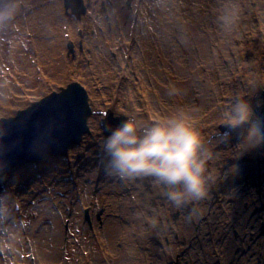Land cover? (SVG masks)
<instances>
[{"label": "rangeland", "instance_id": "374dc122", "mask_svg": "<svg viewBox=\"0 0 264 264\" xmlns=\"http://www.w3.org/2000/svg\"><path fill=\"white\" fill-rule=\"evenodd\" d=\"M24 1L12 0L16 4L22 3L19 4L21 10L15 11L12 18L7 22L0 23V33L3 34L1 40L10 48L12 36L20 30L21 26L25 29L22 31L24 37L32 38L31 30L27 28L28 17L34 10H42L38 0H31L28 5ZM60 1V13L57 16L55 14L50 25L57 32L61 28L60 24L63 20L65 22L63 27L66 29L64 33L68 31V34L73 36L75 29L72 28L70 22L75 21L76 23L84 24L89 20V16L98 19L89 28L77 30L78 40H75V42L70 40L73 45L72 51L69 49L70 42L66 43L63 50L67 65L66 72H70L69 65L71 64L75 65L76 68L85 69L88 71V78L86 79L85 75L84 77L89 83H81L78 78L76 79L77 76H74L75 73H73V76H70L65 85L56 87V89L50 87V91L46 96L50 95L52 91L59 90L60 87L66 88L70 83L79 81L88 92L89 103L93 112L108 111L107 116L112 113L114 117H137L145 122H154L174 113L178 109H183L191 113L193 116L192 123L198 127L206 141L212 135H215L217 130L224 131V128L220 127L222 112L237 96L248 99L254 107L255 114L264 119V0H187L190 3L186 4V7L176 4L177 2L174 0H165L164 2L163 0H147L145 4L143 3L144 0H123L122 9L134 10L136 3H138L142 9H148L154 19L157 16V11L165 12L164 16L169 12L174 13L173 20L170 19L174 27L172 24L167 25L169 15L161 19V22L159 24L156 23V25L155 23L153 24L149 16H146V22L149 27L147 30L151 29L153 35V45L159 48L156 72L152 71L151 73L149 69L146 71L147 67L143 68L147 77H149L148 80L144 79L143 69L142 72L140 71L141 78H138L135 70L136 62L132 60L134 56L129 59L127 65L123 63L124 69L128 66L126 74L119 72V75H112L107 79H103L102 75L96 72L99 62H93L91 48L86 45V40L90 38L97 50L102 49V42L98 44L95 38L98 31L97 26L105 28V24L102 22L105 21L107 23L111 22L113 27L112 13L113 10L117 9L115 7L116 0L96 1L93 7L96 8L95 13L91 10L92 8L89 7V4H86L83 0L86 14H82L80 19L76 17L72 10L66 9L63 0ZM6 4H9L7 0H0V7ZM233 5L239 9V19L237 23L228 26L229 29H227V26L221 22L219 17L225 9ZM120 20L124 22L125 39L128 40L131 36V30L127 28L126 20L121 17ZM133 22L135 24L138 19ZM195 24H197L198 29H195ZM226 30H229L230 33L226 34ZM113 33L115 38L118 39V44L121 45L116 31ZM38 34L40 36L39 32ZM65 35L62 37L64 42H66ZM132 37L135 41L136 39L138 40L139 35L135 33ZM200 40H204V43H199ZM163 42H170L169 51L167 49L162 50L164 52L160 51ZM211 43L217 48V53H215L217 70L214 71L216 74L214 82H211L208 77L209 64L206 65L203 62V57H200L196 52L197 46H202L206 49ZM177 45L181 47L179 63H176V53H173ZM226 45L230 47L227 62L226 49H222ZM105 51V55L110 60L106 58L109 65L113 69H118L119 64L122 62L118 61L117 64H112L111 62H115L116 54H113L114 52H111L110 49L111 53L108 50ZM134 51L141 53L139 46H135ZM43 52L47 54L46 50ZM47 55H49V64L53 66L55 62L53 55ZM124 56L126 55L124 54ZM181 61H183V68H178V72V69L174 67L179 65ZM134 62L135 64H132ZM57 74L63 76L65 74L64 67L59 68ZM103 75L105 74L103 73ZM152 80H155V82L151 83ZM226 80H229L228 86L225 84ZM105 82H110L111 85L108 86L109 83L105 85ZM128 83L130 84L128 85ZM145 83L148 85V91L142 93ZM186 87L189 88L188 91H186ZM172 89L178 91L177 94L170 96L168 93ZM210 90H213L212 94ZM126 92H130L131 96L126 97V101L121 103L119 98L123 94L126 95ZM17 97L24 101L22 95ZM44 97H40V99ZM96 101L99 102L98 105ZM26 107H16L13 113L0 115V119L15 117L18 111L25 110ZM95 116L101 118L100 125L97 128L100 136L96 141H93L96 132V129L93 128ZM107 116L96 113L89 118L90 134L84 137L79 146L72 148L66 158L45 160L36 164H28L23 168H17L10 173L6 181L0 182V193L10 192L9 188L14 189L13 195L17 196L27 209L23 215H14L12 212L10 218L5 221L7 227L0 225V264H9L10 257L5 255L8 246L14 247L15 250L17 248V245L12 240V234L14 228L19 229V225L17 226L19 222H23L21 223V229L25 226H30V223H27L28 220L36 222L40 220L46 224L47 220H44V218L56 213L60 215L62 226L58 247V252L62 254L60 255L62 259H59L60 261L55 264H67V260L64 258L74 254H78V256L74 257L70 264L78 262L84 264L83 257L86 255V257L89 255L92 264H100L101 257H99V252L96 251L97 246L94 244L90 234H88L89 222L95 225L96 229L103 227L101 233L109 264H121L117 260V250H119L117 236L111 230H106L105 228L104 216L108 211V204L104 205L103 203L97 209L95 206L97 202L94 198L100 193L99 185L101 186L108 177L100 166V161L103 157L101 151L103 138L110 135L106 130L107 125L105 124ZM237 143L238 139L234 133L230 144L227 146L221 145L217 149V151H221L219 155L214 160L209 161V166L207 167L209 195L205 200L197 204L188 205L181 210L174 208L168 201H164L168 209V219L170 220V224L166 228L168 235L162 237L160 243L154 242L157 250H160L161 255L165 258L163 264H217V262L220 264V259H222L220 249L224 250V253L228 256V261L225 264H237L239 259L245 255L249 256L254 249L264 251V245L253 235L256 232L253 233V231L245 228H241L242 232H240V225H236L232 234H229L227 229L224 231L218 230V225L220 226L223 223L215 220L218 206L217 200L220 198H224L223 205L228 207L229 212L239 209L245 212L244 216L250 214L249 219H244L243 223L255 228L258 226L259 217L257 209L261 207L264 209V145L238 158L239 150L235 149ZM209 146L214 147V144ZM229 152L232 154L231 160L224 157ZM233 159L241 161L243 164H249V170L246 173L237 172V169L241 166L232 161ZM224 164H228L226 169L235 165L236 171L229 174L226 179H216L215 174L223 175L225 172L226 169L222 173ZM74 175H77L78 180L73 184L74 187H69L67 180L74 177ZM222 175L220 177H223ZM244 177L247 178L246 181H243ZM258 178L263 197L261 202L252 205L251 202L256 203L254 201L256 196L252 187ZM239 179L240 183L236 182ZM59 185L66 186L63 192H59ZM84 186L93 194L90 200L87 197L89 192L83 188ZM150 186H152L154 194L158 196L156 184L150 178H145L141 181L140 187L142 191L149 192ZM72 189L73 191H82L85 200H87L80 208ZM257 199H260V197ZM93 200L94 202H92ZM135 200L139 203L137 198ZM62 204H67L69 208H62ZM82 206L88 208L89 220L86 219V213H84L82 220L75 221L73 224L70 223L74 214L82 210ZM150 206L151 203L147 196L142 195L139 210H148ZM34 207H37L40 211L34 212L32 210ZM208 210L210 220L203 226L202 230L197 232L199 220L202 214L205 215ZM111 214L112 217L124 221V229L135 233L134 224L138 223L132 221L135 215L131 216L125 211L120 213L117 210L111 212ZM262 214L264 215V212ZM176 216H179L178 219L175 218ZM185 222L186 224L184 225ZM190 225L192 227L191 230H189ZM41 229L43 230V226H41ZM41 229L40 226L34 229V234L37 236L34 242V250L37 252L38 248H40L38 238ZM85 230L86 232H84ZM261 232H264V229ZM70 233L72 234L70 235ZM203 233L204 235H202ZM198 234L200 235L199 237L197 236ZM8 235L12 236V239ZM22 235H26L32 240L31 236L26 232H22ZM215 238H218L219 248L215 245ZM260 238L263 237L261 236ZM8 239L13 244L7 243ZM225 240L228 241L225 242ZM18 245H23V241L18 239ZM70 250L73 251L70 253ZM136 250H145L144 244H136ZM51 251L52 248L47 247L45 254ZM31 256H35L34 252H23L17 255L16 258L20 264H32V261H30ZM234 257L237 259H233ZM157 260L158 264H160L159 259ZM259 263L264 264V255L259 257ZM35 264L50 263L49 261L43 263V261L37 260ZM250 264L255 263L252 262Z\"/></svg>", "mask_w": 264, "mask_h": 264}, {"label": "bare ground", "instance_id": "6f19581e", "mask_svg": "<svg viewBox=\"0 0 264 264\" xmlns=\"http://www.w3.org/2000/svg\"><path fill=\"white\" fill-rule=\"evenodd\" d=\"M7 1L15 6L16 12L21 10V6L19 4H22V3L19 2L16 4L15 2H12V0H7ZM30 1L31 0H25L24 2L28 5L30 4ZM38 1L41 5L42 10H34L33 13L28 17V21H27V28L31 30L32 38L28 39L24 37V35L22 34V31L25 29L24 27L21 26L20 30L15 35L12 36V39H11L12 44L10 48L2 42L1 37L3 36V34L0 33V52H1V58H2V61H0V115L13 113L16 107H19V106L21 107L32 106L37 101L41 100L40 97L42 98L47 95V93L50 91L51 84H52L53 89H56V87L65 85L68 79L70 78V76H73V73H75L74 76H77L76 79L78 78L81 81V83H86V84L89 83L88 81H86V79L88 78V71H86L85 69L76 68L75 65L71 64L69 65L70 72H66L67 65H66V59H65L63 50H64V47L66 46V43L69 41V39L67 41V35L69 32L67 31L64 33V31L66 30L63 27L65 25L64 20L61 22L60 24L61 28L58 29L59 30L58 32L57 30H55V28H52L50 26L54 19L55 14L57 16V14L60 13L59 11L61 10V1L60 0H38ZM96 1L98 0H84L86 4H89V7L92 8L91 10H93L94 13L96 12V8H93V7ZM99 1H103V0H99ZM122 1L123 0L115 1L116 2L115 7L117 9L113 10L116 12L112 19L113 27L111 25V22L107 23L105 21H102L105 24L104 34L97 31L95 35L97 43L101 44L100 42H102L103 44L102 49L97 50L96 46L95 47L93 46L94 43L91 42L90 38L86 40V45L91 48V54H92L91 56L93 57V62H99V64L97 65L96 72H98V74H101L103 79H107L109 76H112V75L114 76L119 75L120 74L119 72H123V74L124 73L126 74L128 66L125 67L124 69L123 63L127 65L129 59L132 58L133 56L134 58L132 60L136 62V69L135 68L134 69L137 71V76L139 79L141 78V72L144 67H147L146 71L149 69L151 70V73L152 71L156 72L157 65H158L157 53L159 52V48L153 45V35L151 33V29L149 31L147 30V28L149 27L146 22L147 20L146 16H149V18L152 19L153 24L155 23L156 25V23L159 24L161 22V19L169 15L167 25H170V24L173 25V22H170V19L173 20L174 18L173 12L166 13V15L164 16L165 12L157 11V16L155 20L151 12L148 11V9L147 10L142 9L141 5H138V3H136L134 10L128 11V10L122 9V5H121ZM164 1L165 0H163V2ZM166 1H169V0H166ZM174 1L177 2L176 4L180 6H185L186 4L190 3L187 0H174ZM138 2H142V1H138ZM146 2L147 0H144L143 3L145 4ZM137 6H139L140 8V12H137L136 10ZM120 17L123 18V20H126L127 23L125 24H127V28L131 30V36L127 40L126 45H122V44L119 45L117 42L118 39L115 38V35L113 33L114 31H116V27H115L113 20L114 18L118 20L120 19ZM137 19H138V22L134 24L133 21ZM96 21H98V19L94 18L92 22L87 20L84 24L76 23L75 21L70 22L72 24V28L75 29L74 31L75 33H73V36H72V41L75 42V40H78V36L76 34L77 30L82 29V28H84L85 30L86 28H89L90 26L94 25ZM121 25L123 27V31H125L124 22H122ZM194 26H195V29H198L197 24H195ZM226 28L229 29L228 26ZM38 32L40 33V36ZM116 33L118 35L117 31ZM135 33L139 35V38L138 40L136 39L134 41L132 36H134ZM229 33H230L229 30H226V34H229ZM64 35L66 38V42L62 40V37H64ZM22 37H23V41H22ZM104 37H106V41L109 40L108 47L106 46V44L104 45V39H103ZM125 37L126 36H124V38ZM227 37H229V35H227ZM203 41L204 40H200L199 43L202 44L204 43ZM120 43H122V39H120ZM135 46L136 47L139 46V49H141L140 54L134 51ZM109 49L114 52L113 54H116L115 62H111V63L117 64L118 61L122 62L119 64L118 69H113V67L109 65V62L106 60V58L108 60L109 58L107 55H105V52H106L105 50H108V52L111 53ZM164 49H167L168 51L170 50V42L168 43L163 42L162 49L160 51ZM222 49L223 50L226 49V62H227L228 56L230 54V47L226 45V47L223 46ZM45 50L47 51V54L53 55V58L55 60L53 66L49 64V61H50L48 60L49 55L44 54L43 51ZM174 52L176 53V57H177L176 63H179V58H180L179 54L181 53V47L177 45L176 48L173 50V53ZM196 52L200 57H203L202 58L203 62H205L206 65L209 64L210 71H209L208 77H209V80L211 79V82H214V80L216 79L215 77L216 74L214 71L217 70L215 66L216 65L215 53H217L216 46H213V43H211L210 46L206 49L202 46H197ZM124 54L126 56H124ZM135 62L132 64H135ZM36 65L41 66L42 71L48 76V78L51 81L50 85L43 83V81L40 79L39 74L36 72V67H35ZM63 67L65 69V74L63 76H60L57 74V70ZM174 68L182 69L183 61H181L179 65H175ZM131 69L133 68L131 67ZM178 72H179V69H178ZM103 73L105 75H103ZM10 74L17 76L20 82L22 83V85H17V87L25 88L27 93L32 97L30 104L28 101H26V99L23 98L24 96L21 93L22 89L18 90L17 88L14 87V85L12 84V82L10 81L8 77V75ZM143 76L145 80H148L149 77H147L146 72H144V69H143ZM154 82L155 80L151 81V83H154ZM104 84L105 85L108 84V86L111 85L110 82H105ZM129 84L130 83H128V85ZM225 84L228 86L229 80H226ZM142 90H143L142 93H144L145 91H148V85H146V83L144 84ZM188 90L189 88L186 87V91ZM210 91L212 94L213 90H210ZM19 95L23 96L22 99H24V101H21V99L17 97ZM128 96H131L130 92H126V95L123 94V96L119 98V101L121 103L125 102L126 97ZM96 104L98 105L99 102L96 101ZM100 122H101V118L99 116H95L93 119V128L96 129V132H95L93 141H96V139L100 136V132L97 130L98 126L100 125ZM226 154L227 155H224V157H226L227 159H230L232 157L231 152L226 153ZM232 161L236 162L238 165L241 166L239 167V169H237V172L246 173L250 168L249 164H243V162L238 161L236 159H233ZM227 166L228 164L223 165L222 173L227 168ZM227 171L228 169L225 170V172ZM77 175H74L73 182L70 179L67 180L69 187H73V184L77 182L78 180ZM220 176L221 174L220 175L215 174L216 179L223 178ZM142 180L144 179H137L135 181H126L118 177L108 176L104 180V183H102L101 186L99 185L100 193H98L97 196H94L95 201L97 202L95 204L97 209H98V206H102L103 203L104 205L108 204V211L106 212L104 216V222L106 223L105 228L106 230H111L117 236L116 238L118 241L117 245L119 247V250H117L118 252L117 260L121 264H158L157 259H159L160 264H163L165 260V258L161 255L160 250H157L156 246L154 245V242L160 243V240L162 239V237L168 235L166 228L170 224V220L168 219V209L164 202L168 200L163 194V189L160 188L158 185H156L158 189V196L154 194L152 190V186L149 187V192L142 191L140 187ZM246 180L247 178L244 177L243 181H246ZM236 182L240 183V179L237 180ZM259 184L260 182L258 178L257 182L252 187V190L254 191V194L256 196V199L254 201H256L257 204L258 202H261L260 199H257L258 197L261 196V187ZM65 187L66 186L59 185L58 187L59 192H63L65 190ZM83 188H85L87 192H89L90 196L88 195L87 197H88V200H90L93 194L90 193V191H88V189L85 186ZM80 192L82 194L83 203L87 202V200H85L83 196L82 191ZM124 192H126V194H124ZM10 193L12 194V199H13V191L10 190ZM75 194L76 192L73 191L74 196ZM142 195L147 196L149 202L151 203L150 208L145 211L139 210V203L141 201ZM136 198H137V201H139V203L136 202L135 200ZM75 199L78 200L77 196L75 197ZM92 202H94V200ZM251 204L253 205L255 203L251 202ZM78 206L80 208V205ZM65 207L69 208L67 204L65 205L62 204V208H65ZM25 210H27L26 206H24V204L21 202L20 215H23ZM32 210L34 212L40 211L38 210L37 207H34ZM115 210H117L120 213L125 211L131 216L135 215L134 218L132 219L133 222L134 221L138 222L134 224L135 233L134 231L131 232L130 230L127 231V229H124L125 225L122 219L118 220L116 217L115 218L112 217L111 212ZM12 212L14 215L15 214L17 215V212L14 211V206L12 207ZM193 213L195 215L194 211ZM208 213H209V210L205 212V215L202 214V216H204V219H203L204 225L207 224L210 220V216L208 215ZM244 214L245 212H242L241 210L238 211V209L236 211L231 210V212H229V209L225 210L223 206L218 205L215 220L220 221L221 223L224 224V225L221 224L220 226L218 225V230L224 231L225 229H227L229 234H232V231L235 227H230V226H236L238 224H241L243 225L245 229H248L249 228L248 225L243 224L240 219L241 215H244ZM83 217H84L83 213L79 211V213L77 212L74 214V216L71 219L72 221H70V223L73 224L75 221L82 220ZM241 218H248V216L241 217ZM44 220H47L46 224L41 222L40 220L37 222L28 220L27 223L29 222L31 227L25 226L23 229H21V225H22L21 223L23 222H19L17 224V226L19 225L18 227L19 229H16V228L13 229V234H12L13 239H12V236L8 235V237L10 236V238L17 245V248H16L17 251L14 249L15 258L17 255H20L23 252H27V253L34 252L35 254L34 257L36 258L35 261L41 260L43 261V263H46V261H49L50 264H55L56 262L62 259V257L60 256L62 254L58 252L59 241L61 239V234H62L60 215L59 213H56L54 215L50 214L49 216H46ZM165 220H166V224H165ZM231 220L233 221V224L229 225L228 222ZM185 224L186 222L184 223V225ZM0 225L2 227H5V226L7 227L5 222L1 223ZM36 225L38 227L40 226V229H41V226H43V230L42 229L40 230V234L38 238L40 241V248H38V252L34 250V242L36 241V238H37L36 234H34V229L37 227ZM199 227H200V230H202V227L200 225ZM191 228L192 227L190 225L189 230H191ZM242 229H240V232H242ZM22 232H26L27 234L31 236L32 240H30L29 245H25V244L18 245V239L23 241L25 239L24 236H26V235H22ZM84 232H86V230ZM101 232H102L101 228H98L97 234L100 238V245L97 246L96 251L99 252V255L103 253L105 254V256H102V258H100L101 259L100 264H109V261L107 259L108 256L106 255V252H105L106 249H105V245L102 239ZM197 232L199 231L197 230ZM71 234L72 233H70V235ZM88 234H90V230L88 231ZM202 235H204V233ZM197 236L199 237L200 235L198 234ZM217 239L218 238H215V245L219 248L220 245L218 244ZM223 239L225 238L223 237ZM7 241H8L7 243H9L10 245L13 244V242L10 239H8ZM226 241L228 240H225V242ZM141 243L144 244L145 250L137 251L136 244L140 245ZM47 247H51L52 251L48 254H45V249ZM72 251L73 250H70V253ZM220 251L222 252V259H220V264H225L228 261V256L224 253V250L220 249ZM6 256L8 257V255ZM77 256L78 254L76 255L74 254L73 256H66L64 259L67 260V264H70L72 263L71 261L73 260V258ZM257 259L259 258L255 257L254 261L256 262ZM89 260H90V257L89 258L87 257L86 259H84L85 261L84 264H86V262H89ZM248 263H249V259H245V264H248ZM75 264H82V263L78 262ZM90 264H92V262Z\"/></svg>", "mask_w": 264, "mask_h": 264}, {"label": "clouds", "instance_id": "9594fccd", "mask_svg": "<svg viewBox=\"0 0 264 264\" xmlns=\"http://www.w3.org/2000/svg\"><path fill=\"white\" fill-rule=\"evenodd\" d=\"M14 13L15 6L11 3L0 7V23L10 20ZM219 19L225 26L234 25L239 19L238 7L225 9ZM177 91L172 89L168 95H175ZM192 120L189 111L178 109L154 122L130 117L114 129L109 125L106 130L110 135L104 137L101 145L100 166L106 175L126 181L150 178L178 210L199 203L209 195L207 165L221 152L217 149L229 145L234 133L238 139L235 146L239 150L238 158L261 147L264 119L255 114L248 99L237 96L222 112L220 127L224 131L217 130L211 141L205 140ZM6 134V131L0 134V143ZM235 171L233 165L221 175L226 179ZM7 179L5 165L0 168V182ZM12 207V194L0 193V223L10 218Z\"/></svg>", "mask_w": 264, "mask_h": 264}, {"label": "water", "instance_id": "95a60500", "mask_svg": "<svg viewBox=\"0 0 264 264\" xmlns=\"http://www.w3.org/2000/svg\"><path fill=\"white\" fill-rule=\"evenodd\" d=\"M64 1L78 18L85 13L82 0ZM69 48L72 51L73 45ZM33 105L18 111L16 117L0 120V134L7 133L0 143V168L6 165L7 176L28 164L66 158L90 134L88 120L95 112L82 85L69 84ZM126 119L110 114L105 124L114 129Z\"/></svg>", "mask_w": 264, "mask_h": 264}, {"label": "flooded vegetation", "instance_id": "af4514ba", "mask_svg": "<svg viewBox=\"0 0 264 264\" xmlns=\"http://www.w3.org/2000/svg\"><path fill=\"white\" fill-rule=\"evenodd\" d=\"M208 166H209V162H208ZM208 170V169H207ZM261 183H262V181H261ZM218 195V194H217ZM216 195V196H217ZM262 195L260 196V201H262ZM223 202H224V198H220V199H218L217 200V203H218V205H221V206H223V208L226 210V209H228V207L227 206H224L223 205ZM255 204H257V203H255ZM210 209V208H209ZM239 210V209H238ZM251 212V211H250ZM264 212V209L261 207V208H258L257 209V213L259 214V217H258V222H257V224H258V226H257V228H255V227H252V226H250V225H248V229L249 230H251V231H253V233L254 232H256L255 234H253V235H255L256 237H257V239H259L260 240V243L262 244V245H264V232H261V230L262 229H264V222H263V219H264V215L262 214ZM208 215H209V213H208ZM249 216H250V214L248 215V218H241V217H245L244 215H241V217H240V219H241V222L243 223V220L244 219H249ZM203 219H204V216H201V218H200V220H199V224H198V226H197V230L198 231H200V227H199V225L203 228V226H204V221H203ZM228 224L229 225H232L233 224V221L231 220V221H229L228 222ZM244 224V223H243ZM238 225H240V229L241 228H244L243 227V225H241V224H238ZM247 225V224H246ZM230 227H235V226H230ZM247 229V230H248ZM263 237V238H260V237ZM225 247H228V246H225ZM243 254V253H242ZM264 255V251H261V250H256V249H254L253 250V252H252V254H250L249 256L248 255H245L243 258H241V259H239L238 261H237V264H245L244 263V261H245V259H249V263L248 264H250V263H252V262H254L255 264H260L259 263V259H257L256 260V262L254 261L255 260V257L256 258H259L260 256H263ZM252 257V258H251ZM233 259H237V258H233Z\"/></svg>", "mask_w": 264, "mask_h": 264}]
</instances>
